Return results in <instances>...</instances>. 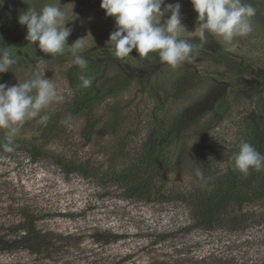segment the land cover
Masks as SVG:
<instances>
[{
    "label": "rangeland",
    "instance_id": "1",
    "mask_svg": "<svg viewBox=\"0 0 264 264\" xmlns=\"http://www.w3.org/2000/svg\"><path fill=\"white\" fill-rule=\"evenodd\" d=\"M262 1L242 0L256 9L250 18L251 33L235 37L230 43L209 35L208 43L198 47L197 13L190 0H165L166 4L181 5L186 29L181 37L197 46L190 60L173 68L157 56L153 65L150 64L154 69L138 68L130 60L124 74L129 90L117 97V104L115 99L108 98L88 115L70 118L60 138L48 144L41 140L36 118L25 121L13 138V142H18L15 150L9 153L0 146V234L13 238L14 234L7 228L21 221L20 212L25 209L36 217L37 228L63 238L60 243H54L61 249L51 247L46 253L22 249L0 252V264H122L124 261L126 264H264V199L230 206L228 213L239 217L234 225L222 223L210 228L187 229L193 219L189 205L180 194L189 193L193 184L204 144L200 133L192 134L191 130L186 141L168 150L172 167L157 179L163 195L155 193L144 199L125 191L114 180V172L121 165L116 156V136L129 124V119L122 115L119 121L106 122L107 105L119 104L120 110H124L129 101L145 103L148 95L141 92V84L146 79L150 81L151 74L160 70L163 90L158 89L148 98L162 101L168 97L167 110L170 112L177 106V111L181 110L188 120L198 116L210 118L221 99H228L231 118L218 121L217 130L223 136H231L236 131V121L251 110L248 102L236 95L240 87L264 85ZM100 3L101 0H4L0 7V37L22 46L20 55L24 60L0 74V83L12 86L31 79L37 71V61H41L46 69L45 77L56 86L57 94L64 97L51 105L66 102L74 74L71 49L66 47L63 54L56 56L43 53L37 44L26 40V26L18 23V17L28 8L58 6L70 20L66 27L72 28L67 44L71 46L83 38L80 54L86 58L95 54L104 56L112 52L107 41L116 26L114 18L105 15ZM23 30L26 35L21 33ZM169 91L170 94H164ZM137 128L131 133L132 153L144 138L141 127ZM6 131L0 128V132ZM38 147L42 152L37 154ZM111 234L122 235V239L111 243L98 241L101 235Z\"/></svg>",
    "mask_w": 264,
    "mask_h": 264
},
{
    "label": "trees",
    "instance_id": "2",
    "mask_svg": "<svg viewBox=\"0 0 264 264\" xmlns=\"http://www.w3.org/2000/svg\"><path fill=\"white\" fill-rule=\"evenodd\" d=\"M21 33L26 35L25 30ZM11 40H1L0 46L9 47L8 50L17 62L24 60L20 55L22 46L14 44ZM157 56L150 53L147 58H141L134 49L129 57L118 59L113 51H108L104 56L96 54L87 58L84 56L87 60L85 69H80L72 61L71 70H74V74L68 99L61 105H49L46 108V112L42 113L49 116L46 124L39 123V117L36 118L35 124L41 140L48 144L60 138L68 125L69 117L73 119L88 115V112L99 107L108 98L115 99L113 101L117 104L119 102L117 97L129 90V81L124 75L128 61L132 60L138 68L144 66L154 69L150 64L153 65ZM159 71L151 74L150 81L146 79L144 85L141 84V92L146 93L148 97L157 93L158 89L163 90V75L161 76ZM81 75L92 80L90 87L82 86ZM246 90L248 93H244ZM164 94L168 95L170 91ZM236 95L247 101L251 110L236 121V131L231 136L228 134L223 136L218 133L220 130H217L220 128L218 121L231 118L229 101L225 98L212 109L210 118L202 119L198 116L190 120L182 115L181 110L177 111V106L172 107L170 112L167 110L168 97L162 101L146 97L145 103L137 104L129 101L124 110H120L119 104L107 105L109 109L107 123L119 121L122 115L129 119V124L119 130L116 136V156L121 160V165L114 172L115 183L140 198L150 199L155 193L163 195L162 186L157 179L164 177L166 170L172 167L171 153L168 150L186 141L193 130L192 134L200 133L204 143L196 168L203 173L204 180L197 176L196 170L190 192L180 194L189 205L193 219L192 226H188L187 229L193 226L210 228L222 223L230 225L237 223L239 217L228 213L230 206L264 199V169L251 170L250 174L244 177L233 167V156L239 151L241 142L250 143L258 152L264 154V85L263 87L243 85ZM137 126L141 127L144 138L132 153L131 133H135L134 129H138ZM214 130L217 132H212ZM211 133L213 137L210 136ZM6 142V133L0 132V146ZM17 144L18 142H13V146ZM40 149L41 147L35 148L37 154L42 152ZM20 216L22 218L20 222L7 228L14 234L13 238L0 234V252L22 249L32 253H46L51 247L54 250L61 249V246L54 245L55 242L58 244L63 240L60 234L37 228L36 217L25 209L20 212ZM100 237L98 241L102 243L122 239V235L118 234ZM125 262L122 264H126Z\"/></svg>",
    "mask_w": 264,
    "mask_h": 264
},
{
    "label": "clouds",
    "instance_id": "3",
    "mask_svg": "<svg viewBox=\"0 0 264 264\" xmlns=\"http://www.w3.org/2000/svg\"><path fill=\"white\" fill-rule=\"evenodd\" d=\"M190 2L197 13L198 27L195 32L200 41L198 47L208 43L209 35L221 37L230 43L235 37L246 36L253 30L250 18L256 14V9L250 3L245 4L242 0ZM3 4L4 0H0V7ZM100 7L107 17L114 18L116 27L110 33L107 43L118 59L129 57L135 49L141 58L155 53L160 61L176 68L190 60L196 51L197 46L181 37V32L186 29L182 24L181 5L178 2L166 4L165 0H101ZM166 15L167 18L163 19ZM69 22L65 12L53 4H45L40 10L28 8L18 17V23L26 26L28 42L37 44L43 53L52 56L63 54L65 48L69 47L74 57L73 63L85 69L87 60L80 54L83 38L77 39L71 46L67 44L72 33V28L66 27ZM8 49L0 46V74L10 71L17 63ZM36 68L33 77L24 82L12 86L0 83V128L7 130V142L3 144L6 152L15 150L13 138L25 121L39 117L38 122L46 124L49 116L41 115L42 110L64 99L57 94L56 86L45 77L46 69L41 61H37ZM80 80L84 88L92 84V80L84 75L80 76ZM233 161L234 169L244 177L251 170L264 169V154L248 142L240 143ZM197 176L204 180L201 171L197 170Z\"/></svg>",
    "mask_w": 264,
    "mask_h": 264
}]
</instances>
